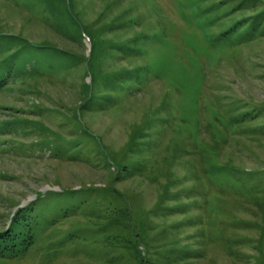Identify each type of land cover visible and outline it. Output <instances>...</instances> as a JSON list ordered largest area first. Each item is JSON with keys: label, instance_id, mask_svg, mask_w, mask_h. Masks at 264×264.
<instances>
[{"label": "rangeland", "instance_id": "374dc122", "mask_svg": "<svg viewBox=\"0 0 264 264\" xmlns=\"http://www.w3.org/2000/svg\"><path fill=\"white\" fill-rule=\"evenodd\" d=\"M262 1L0 0V264H264Z\"/></svg>", "mask_w": 264, "mask_h": 264}, {"label": "trees", "instance_id": "16d2710c", "mask_svg": "<svg viewBox=\"0 0 264 264\" xmlns=\"http://www.w3.org/2000/svg\"><path fill=\"white\" fill-rule=\"evenodd\" d=\"M245 1H248V0H239V2L236 4V6L237 7H239V6H242L244 3H246ZM261 4H262V8L259 10V11H255L254 13H250V14H246L245 15V17L248 19V20H254V19H256V18H258L259 16H261V15H264V1H262V2H260ZM247 10V9H246ZM82 26V24L81 23H79V27H81ZM81 29V32H82V34L84 33V31H83V28L81 27L80 28ZM14 36H15V34H14ZM13 36V37H14ZM17 37H19V38H21L19 35H17ZM22 40H24L23 38H21ZM26 44H24L23 46H25ZM23 46H21V47H23ZM40 47H43V48H47V49H53V50H50L49 51V53L51 54V55H56V56H58L59 58L60 57H63V58H67V59H73V60H75V59H81V62H84L85 61V59L87 58V57H89L88 55H85V54H73L72 53V51H70V50H68V49H65V50H63V49H59L58 51L55 49V48H53L52 46H50V45H41ZM19 50H17V51H13V52H11L10 53V55L12 56V55H14L16 52H18ZM65 52V54L66 55H64L63 53ZM23 53V54H22ZM18 54L20 55V54H22L23 56L24 55H26L27 53L26 52H24V51H19L18 52ZM21 55V56H22ZM28 55V54H27ZM23 56H22V58H23ZM26 57V56H25ZM87 66H88V63H87ZM89 73V70H88V72H86L85 74L87 75ZM90 74V73H89ZM88 85V84H87ZM90 85H92V84H90ZM169 197V196H168ZM163 200H165V198H162L161 199V202L159 203V204H157V207L156 208H154V209H152L151 211H153V212H155V210H159V209H161V204H162V201ZM116 209V208H115ZM151 211H150V213H151ZM124 218H127L128 219V217H124ZM164 228H167V227H163L162 229L161 228H159V232L158 233H156L158 236H159V234L160 233H164V232H166L167 230L165 229L164 230ZM155 234V235H156ZM144 236L146 237V242H148L149 241V239H148V237H147V235H146V233H144ZM158 236H153L152 238H151V243L152 242H154V241H157L158 242ZM167 237H164L163 239L164 240H162L161 241V245H163V246H166V245H164V244H168V241H171V239H166ZM137 242H138V240H137ZM141 242V241H140ZM151 260V259H150Z\"/></svg>", "mask_w": 264, "mask_h": 264}]
</instances>
